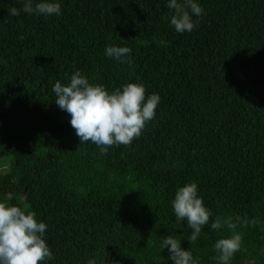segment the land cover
Wrapping results in <instances>:
<instances>
[{
    "label": "trees",
    "instance_id": "1",
    "mask_svg": "<svg viewBox=\"0 0 264 264\" xmlns=\"http://www.w3.org/2000/svg\"><path fill=\"white\" fill-rule=\"evenodd\" d=\"M48 2L59 16H11L23 0H0V202L48 225L44 264H173L168 235L216 264L213 245L230 233L210 225L229 216L260 222L237 227L230 264H264V0H194L203 13L184 33L169 0ZM107 46L131 48L132 66ZM76 71L109 93L138 83L159 95L130 146L80 144L51 91ZM188 183L212 212L196 243L171 208Z\"/></svg>",
    "mask_w": 264,
    "mask_h": 264
},
{
    "label": "clouds",
    "instance_id": "2",
    "mask_svg": "<svg viewBox=\"0 0 264 264\" xmlns=\"http://www.w3.org/2000/svg\"><path fill=\"white\" fill-rule=\"evenodd\" d=\"M167 8L171 12L170 25L178 33L191 32L195 27L192 17H199L203 13L194 0H169ZM21 11L59 16L61 5L43 0L33 6L32 0H23L22 9H9L11 16H19ZM131 51L129 47L107 46L104 54L131 67ZM51 91L56 97L54 103L71 117L69 123L80 144L91 142L102 155L113 146L127 147L139 138L148 122L155 118V110L160 102L157 94L146 98L142 84L127 83L109 93L103 85L90 84L80 71L72 74L66 85L56 81ZM171 208L177 226L186 221V227L191 229L189 243H196L212 216V212L204 206L203 199L198 196L197 185L188 183L179 187L171 201ZM35 216L34 212L0 202V264H44L53 258L43 238L48 225L37 221ZM259 223L257 219L249 221L240 216L217 217L211 223V229L219 231L226 228L230 235L218 239L213 245L216 255L212 259L216 264H230L234 254L241 250L242 235L236 231L238 226L248 227ZM180 242L168 235L163 238L160 248L168 249V259L173 264H198L190 250L181 249ZM88 264L95 262L89 260Z\"/></svg>",
    "mask_w": 264,
    "mask_h": 264
},
{
    "label": "rangeland",
    "instance_id": "3",
    "mask_svg": "<svg viewBox=\"0 0 264 264\" xmlns=\"http://www.w3.org/2000/svg\"><path fill=\"white\" fill-rule=\"evenodd\" d=\"M4 160L8 161V158H6V159H3L2 161H4ZM2 161H1V162H2ZM4 169H6V167H4Z\"/></svg>",
    "mask_w": 264,
    "mask_h": 264
}]
</instances>
